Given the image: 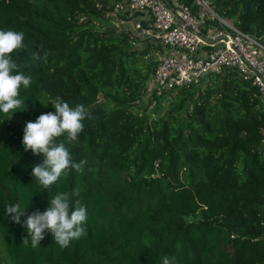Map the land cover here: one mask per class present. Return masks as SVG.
<instances>
[{
	"label": "trees",
	"instance_id": "trees-1",
	"mask_svg": "<svg viewBox=\"0 0 264 264\" xmlns=\"http://www.w3.org/2000/svg\"><path fill=\"white\" fill-rule=\"evenodd\" d=\"M98 1L0 0V30L24 33L25 47L11 57L32 78L20 89L23 106L0 113V264H163L165 256L174 264H264L259 89L224 70L197 85L149 92L156 64L149 55L159 46L137 48L128 31L103 27ZM177 1L197 12L196 0ZM209 1L264 44V0ZM174 92L160 115L162 98ZM144 93L155 116L134 109ZM56 97L91 114L66 145L86 164L44 189L32 175L44 157L25 150L23 129L54 112ZM73 189V202L87 208L84 235L67 248L48 231L36 248L30 236L23 243L27 217L16 224L6 206L23 202L29 215L43 213L57 192Z\"/></svg>",
	"mask_w": 264,
	"mask_h": 264
},
{
	"label": "built area",
	"instance_id": "built-area-1",
	"mask_svg": "<svg viewBox=\"0 0 264 264\" xmlns=\"http://www.w3.org/2000/svg\"><path fill=\"white\" fill-rule=\"evenodd\" d=\"M197 12L177 0H120L115 10L132 38L159 46L149 92L199 84L212 74L234 70L257 86L264 100V44L220 18L209 0ZM214 22H218L215 24Z\"/></svg>",
	"mask_w": 264,
	"mask_h": 264
},
{
	"label": "clouds",
	"instance_id": "clouds-1",
	"mask_svg": "<svg viewBox=\"0 0 264 264\" xmlns=\"http://www.w3.org/2000/svg\"><path fill=\"white\" fill-rule=\"evenodd\" d=\"M24 33L14 30H0V113L9 114L17 112L24 101L19 98L20 89H27L32 78L20 69L12 59L11 54L25 47ZM34 58H39L34 56ZM47 53H45V59ZM55 111L41 114L34 122H27L23 129V146L31 150L33 155H43V163L32 169L35 180L48 189L56 184L63 176L67 178L69 170L82 172L86 161L75 162L67 144L78 140L79 134L84 129L85 119H90L91 114L83 104L75 107L56 97L50 102ZM63 140L57 142L59 138ZM79 195L77 189L72 192H57L50 199V206L41 213L39 210L29 215L23 202L6 206V214L16 224H21V217H27L23 226L27 229V237L23 243L27 244L31 237V246L36 248L45 238V232H51L54 241L61 247L67 248L73 240L84 235L83 226L88 217L87 208L79 200L73 198ZM175 257L163 258V264H174Z\"/></svg>",
	"mask_w": 264,
	"mask_h": 264
},
{
	"label": "rangeland",
	"instance_id": "rangeland-1",
	"mask_svg": "<svg viewBox=\"0 0 264 264\" xmlns=\"http://www.w3.org/2000/svg\"><path fill=\"white\" fill-rule=\"evenodd\" d=\"M112 2H101L100 0L97 2L98 6L100 8H102V10H104V16L99 19V23L105 27V28H109L110 30H114V32L116 33H121V32H126L125 29L122 27V25L120 24L121 22V13L117 12L115 10V6L112 4ZM114 6V7H113ZM113 7V8H112ZM261 42V39H260ZM135 45L137 46V48H141L143 46L142 43L135 41ZM262 43V42H261ZM154 52H151L149 56H151V58L154 60ZM203 85L201 84V87ZM148 90V87H147ZM176 92H174L173 94H170L164 98H162L161 102H160V106H159V110L161 111L160 115L170 106L169 103L174 100V94ZM155 103L154 101L149 97L148 93H144L142 99L135 105V111L139 112V113H146L150 116H155L156 113L154 112L155 108Z\"/></svg>",
	"mask_w": 264,
	"mask_h": 264
}]
</instances>
